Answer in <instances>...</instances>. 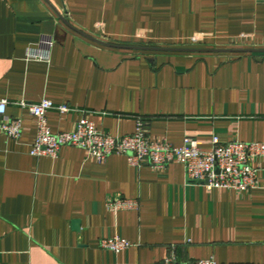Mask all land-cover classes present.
<instances>
[{
	"label": "crops",
	"instance_id": "0c3cea01",
	"mask_svg": "<svg viewBox=\"0 0 264 264\" xmlns=\"http://www.w3.org/2000/svg\"><path fill=\"white\" fill-rule=\"evenodd\" d=\"M79 32L122 47L264 51V0H0V99L23 125L19 140L0 130V264H163L171 253L264 264V174L235 192L189 182L179 163L137 169L76 147L34 157L37 120L20 106L75 109L47 114L53 133L85 119L124 137L143 118L151 141L177 147L264 143V52L130 51ZM115 198L139 209L112 213ZM116 235L137 246L100 247Z\"/></svg>",
	"mask_w": 264,
	"mask_h": 264
},
{
	"label": "built area",
	"instance_id": "2783aa9c",
	"mask_svg": "<svg viewBox=\"0 0 264 264\" xmlns=\"http://www.w3.org/2000/svg\"><path fill=\"white\" fill-rule=\"evenodd\" d=\"M29 60L47 61L48 53L29 50ZM37 120V135L32 149L34 157L57 158L62 148L76 147L85 150L99 163L105 162L112 155L126 156L131 166L141 169L150 167L156 171L166 170L172 163L184 166L189 182L204 185L208 190L226 189L235 192H249L258 189L264 174V143L243 142L235 139L228 144H221L218 137L212 140L210 152L201 150L197 139L186 137L183 145L177 147L166 141L153 142L148 137L146 121L138 118L136 130L124 137H112L97 129L89 120L78 121L70 132L53 133L48 123L47 114L58 111L65 115L75 112L68 105H55L49 100L40 103H20ZM8 102L0 99V130L11 139L22 137L23 125L19 118L7 116ZM108 210L119 213L123 210H138L139 202L124 198L111 199ZM136 244L116 235L100 241L104 250L119 254ZM163 264H217L214 258L205 260L180 261L171 253Z\"/></svg>",
	"mask_w": 264,
	"mask_h": 264
},
{
	"label": "water",
	"instance_id": "95a60500",
	"mask_svg": "<svg viewBox=\"0 0 264 264\" xmlns=\"http://www.w3.org/2000/svg\"><path fill=\"white\" fill-rule=\"evenodd\" d=\"M80 34L84 35L85 37L93 40L94 42L115 48V49H123V50H130V51H140V52H194V53H263L264 51H259V50H186V49H160V48H144V47H122V46H115V45H109L103 42H100L98 40H95L81 32ZM78 223H76L77 225ZM77 228V227H76Z\"/></svg>",
	"mask_w": 264,
	"mask_h": 264
}]
</instances>
